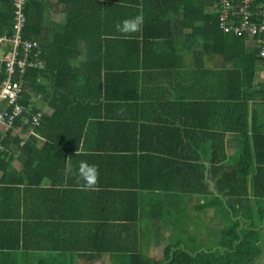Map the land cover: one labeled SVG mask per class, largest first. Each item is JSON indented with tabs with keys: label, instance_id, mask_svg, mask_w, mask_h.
<instances>
[{
	"label": "crops",
	"instance_id": "obj_1",
	"mask_svg": "<svg viewBox=\"0 0 264 264\" xmlns=\"http://www.w3.org/2000/svg\"><path fill=\"white\" fill-rule=\"evenodd\" d=\"M107 1L117 0H97L94 10L88 8L89 0L76 4L81 9L73 17L87 37L90 28L98 34L115 33L116 23L123 20L116 8H104ZM45 4V29L61 30L67 22L66 1L45 0ZM141 15L143 29L139 43H133L140 51L123 55L122 61L127 68L123 71H129L136 83L121 85L114 80L102 117L111 121L113 130L107 137L93 135L81 142V150L87 146L102 155L99 190H82L75 177L62 170L57 159L66 154V146H52L55 138L47 132L30 139L32 153L12 152L7 168L0 169V221L11 226L4 230L3 246L11 251L5 257L13 263L51 257L61 239L68 246L76 239L86 248L77 253L73 264H115L110 252L101 250L105 236L160 260L166 247L183 245L180 241L191 233H202L198 227L208 219L211 224L221 218L218 203H241L240 199L244 204L257 203L252 176L246 189L236 186L244 190L242 194H231L234 187L221 184V177L236 173L230 160L244 141L238 132L244 116L251 151L255 157L264 156V68H257L250 88L243 71L236 102L245 101L247 107L237 105L233 110L235 82L229 72L233 63L214 51L216 43L203 40L200 31L186 25L179 8H164L162 13L144 10ZM36 103L43 111L53 110L42 99ZM254 130L262 132L258 138ZM12 133L19 134L15 129ZM28 137L22 135L21 143ZM31 154L37 160L33 167L25 166ZM38 158L41 167L35 166ZM66 158L67 163L72 161L71 152ZM182 163L185 168H175ZM180 175L192 176L193 184ZM73 224L85 227L70 233ZM102 225H108V231Z\"/></svg>",
	"mask_w": 264,
	"mask_h": 264
},
{
	"label": "trees",
	"instance_id": "obj_2",
	"mask_svg": "<svg viewBox=\"0 0 264 264\" xmlns=\"http://www.w3.org/2000/svg\"><path fill=\"white\" fill-rule=\"evenodd\" d=\"M13 1L0 0V34H12L14 31ZM65 1L68 16L61 30L45 29L43 19L48 10L45 0H27L26 2V22L22 38L37 42V46H33L30 51V59L37 64L29 66L26 71L23 96L20 101L30 107L31 113L42 111V117L40 124L36 125L32 122V114L25 113L16 118L14 126L5 130L0 143V169L7 168L12 152L26 150L32 153L33 141L30 139L34 140L35 137L45 132H47L46 136L55 138L56 142L52 143V146H56L57 149L59 145L60 147L66 146L64 157L57 159V164L63 171L67 164V152H71L73 157L70 162L71 167H78L80 161L100 167L103 159L99 157L102 155L92 153L87 146H85L87 151L81 150L82 138L93 135L107 137V134L111 132L110 129L113 130L111 121L102 117H105L104 114L107 111L104 109L108 108L106 102L111 98L108 90L110 86L112 87L114 80L117 84L120 82L121 85L126 82L136 83L135 79L129 75V71H123L127 68L122 61L126 60L123 55L127 56L134 50L135 53L140 51L139 46L133 44L134 42L139 43V33L133 34L132 38H125L117 31L98 34L90 28L87 37V34L82 33L77 18L73 17L74 13L80 12L81 4L76 5L80 3V0H75L73 4L69 0ZM89 2L88 8L94 10L97 0H89ZM216 2L217 0H117L116 3L107 1L104 3V8L107 11H114L113 9L116 8L120 11L123 20L141 15L144 10L162 13L164 8H179L180 12L185 15V24L194 26L195 30L200 31L203 40L214 41L216 43L214 51L232 61L233 68L229 72L232 71L233 83L235 82L234 99H236L232 103L233 110H235L237 105L247 107L245 101L242 104L236 102L243 71L247 75L246 85L250 88L257 68H264V63L258 47L253 42L247 41V35L237 36L233 33H225L220 28ZM90 16L91 21L94 15ZM21 50L24 51L23 48ZM239 98L242 99V97ZM38 99H42L44 106L51 107L52 112L43 111L42 106L36 103ZM24 115H29L31 120L24 123ZM243 123L244 125L241 124L238 132L244 135V141L239 146L238 154L230 160L231 165L236 168L235 176L222 175L221 184L225 183L234 187L230 191L231 194L234 192L242 194L244 190L239 191L236 186H239V189L240 187L246 189L249 176H252L257 203L244 204L243 199H240L241 203H218L217 211L221 214L223 224L216 229L209 225L208 231H215L217 241L209 242L208 238L201 237V234L195 236L191 233L188 235L189 239L180 241L183 245L176 243L174 247H166L164 257L160 260L136 249L128 250L126 249L128 246L110 240L109 236L100 240L101 250L110 252L116 260L115 264H257L258 257L263 253V248L259 245L262 238L261 230L258 228L264 222V156L255 157L251 151L248 117H243ZM18 125L21 126V130L14 136L12 132ZM254 127L259 128L256 120ZM21 132H27L29 135L24 144L21 143ZM258 133L262 132L254 130V138H258ZM12 139L13 145L10 144ZM58 140H64L67 143L64 145ZM255 149L259 150L257 144ZM35 158L31 154L28 160H24V165L30 164L33 167L37 160ZM38 160V165L35 166L41 167L43 161L39 158ZM185 167L186 165L182 163L175 168ZM180 178L193 184L192 176L180 175ZM165 189L167 188H163ZM1 222L0 264H19L16 259L13 263L11 258L5 257L11 251L7 252L6 247L3 246L6 243L3 234L6 226L10 224ZM70 227V233H76L77 229L85 226L73 224ZM103 227V231H108V225H102ZM198 229L202 230L203 225H200ZM197 238H203L206 241L204 243L202 239ZM65 242V239L58 242L57 252L52 253L51 257L42 256L41 259H36L37 262L29 258L32 261L23 264H73L76 256L86 248L83 246L85 243L75 239L74 244L68 246ZM262 242L264 243V240ZM112 245H115L116 249H112ZM121 251L120 254L113 253ZM127 251L131 253H126Z\"/></svg>",
	"mask_w": 264,
	"mask_h": 264
},
{
	"label": "built area",
	"instance_id": "obj_3",
	"mask_svg": "<svg viewBox=\"0 0 264 264\" xmlns=\"http://www.w3.org/2000/svg\"><path fill=\"white\" fill-rule=\"evenodd\" d=\"M15 23L12 34H0V143L5 130L14 126L17 117L32 114V122L40 124L42 111L31 113L30 107L20 101L23 96L25 74L37 63L30 59V51L37 42L23 40L27 0H14ZM219 26L225 33L247 35L259 49L264 63V0H217ZM24 49V51L21 50ZM31 120L24 115V123ZM20 132L21 126L15 127Z\"/></svg>",
	"mask_w": 264,
	"mask_h": 264
},
{
	"label": "clouds",
	"instance_id": "obj_4",
	"mask_svg": "<svg viewBox=\"0 0 264 264\" xmlns=\"http://www.w3.org/2000/svg\"><path fill=\"white\" fill-rule=\"evenodd\" d=\"M144 18L142 15L124 19L115 25L116 31L125 38H132L133 34L142 32ZM66 173L75 177L78 186L85 191H98L99 169L94 164L80 161L78 169L73 170L69 163L66 164Z\"/></svg>",
	"mask_w": 264,
	"mask_h": 264
},
{
	"label": "rangeland",
	"instance_id": "obj_5",
	"mask_svg": "<svg viewBox=\"0 0 264 264\" xmlns=\"http://www.w3.org/2000/svg\"><path fill=\"white\" fill-rule=\"evenodd\" d=\"M19 132V131H18ZM21 134L24 136V135H27L28 133H26V132H21ZM196 219H198L197 217H195ZM219 216H218V220L215 222V223H211L210 224V221H211V219H208L204 224H203V229H202V233H201V237L202 236H204L203 238H208V240H209V242H214V240H216L217 241V234H215V231H213V232H208L209 231V225H210V227H215V229L216 228H218V226H220V225H222L223 224V222L221 221V220H219ZM196 219H194V220H196ZM200 219V218H199ZM202 221H204L205 219H201ZM208 221H209V223H208ZM213 229V228H212ZM258 229H260L261 230V236H262V238H261V240L259 241V245L261 246V247H263L264 246V243L262 242V240H264V224H261L260 225V227L258 228ZM198 234V233H197ZM196 236V235H195ZM194 237V236H193ZM203 238H197V239H202V241H204V243H205V239H203ZM257 257V256H256ZM258 260H259V262H257V264H263L264 263V253L262 254V255H260L259 257H258Z\"/></svg>",
	"mask_w": 264,
	"mask_h": 264
}]
</instances>
